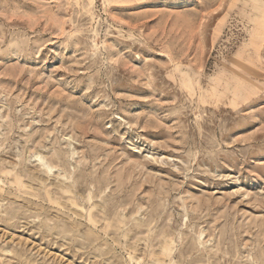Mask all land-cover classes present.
Returning a JSON list of instances; mask_svg holds the SVG:
<instances>
[{
  "label": "rangeland",
  "instance_id": "1",
  "mask_svg": "<svg viewBox=\"0 0 264 264\" xmlns=\"http://www.w3.org/2000/svg\"><path fill=\"white\" fill-rule=\"evenodd\" d=\"M174 263L264 264V0H0V264Z\"/></svg>",
  "mask_w": 264,
  "mask_h": 264
},
{
  "label": "bare ground",
  "instance_id": "2",
  "mask_svg": "<svg viewBox=\"0 0 264 264\" xmlns=\"http://www.w3.org/2000/svg\"><path fill=\"white\" fill-rule=\"evenodd\" d=\"M170 232V231H169ZM172 233V232H171ZM155 242V241H154ZM156 243H158V242H156ZM157 250V249H156ZM184 259V258H183ZM195 259V258H194ZM172 263V262H171ZM181 263V262H180ZM175 264V263H174Z\"/></svg>",
  "mask_w": 264,
  "mask_h": 264
}]
</instances>
